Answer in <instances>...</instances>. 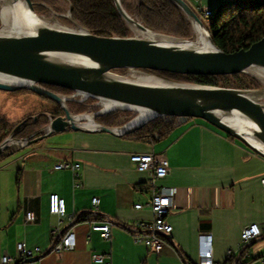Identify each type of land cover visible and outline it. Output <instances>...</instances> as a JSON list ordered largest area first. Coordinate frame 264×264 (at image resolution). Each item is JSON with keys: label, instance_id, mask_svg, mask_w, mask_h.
<instances>
[{"label": "crops", "instance_id": "1", "mask_svg": "<svg viewBox=\"0 0 264 264\" xmlns=\"http://www.w3.org/2000/svg\"><path fill=\"white\" fill-rule=\"evenodd\" d=\"M185 1L214 11L227 0ZM176 123L159 139L67 129L8 152L0 160V261L18 257L21 247H39L41 258L23 264H96L94 254L109 255L111 264H198L211 245L218 263H228L233 250V261L261 264L264 235L250 244L240 235L252 223L264 230V157L203 119ZM147 153L169 162V175L156 186L130 161ZM62 162L79 164L77 174L56 169ZM159 187L176 192L167 217L173 231L155 252L136 243L131 228L153 219L149 207L135 206L149 203ZM52 194L65 199V216L50 211ZM105 220L114 222L109 240L91 228ZM56 228L75 234L74 248L52 251Z\"/></svg>", "mask_w": 264, "mask_h": 264}, {"label": "water", "instance_id": "2", "mask_svg": "<svg viewBox=\"0 0 264 264\" xmlns=\"http://www.w3.org/2000/svg\"><path fill=\"white\" fill-rule=\"evenodd\" d=\"M172 1L187 15L194 28L195 24H199L206 29L213 49H197L188 45L190 39L150 29L126 10L122 0H114L118 13L130 28L138 27L146 36L97 35L77 21V29L55 26L42 20L33 0H24L26 9L35 16L36 22L34 19L32 33L0 34V75L17 80L10 83L0 80V90L15 92L29 89L58 103L65 114H50L49 123L40 134L36 132L18 139L13 133L0 143V155L12 145H18L15 149L18 150L67 129L98 130L122 136L158 118L175 117L181 122L190 118L203 119L264 157V103L255 98L256 94H263L264 90L199 84L163 77H160L163 83L148 84L130 80L116 72L119 69H134L153 75L152 71L184 75H234L248 73V69L252 68L264 70V37L247 49L225 52L215 44L204 21L188 2ZM60 57L68 60H61ZM45 85L116 103L119 110H130L135 114L146 111L151 114V118L133 128H125V125L108 126L96 121L98 116L107 113L100 111L94 114L93 127L84 126L82 123L85 120L78 122L76 118L79 115L72 114L68 108L69 99H64V96ZM233 114L249 123V133L263 145V149L254 146L244 132L224 119ZM40 258L41 255L28 261Z\"/></svg>", "mask_w": 264, "mask_h": 264}, {"label": "trees", "instance_id": "3", "mask_svg": "<svg viewBox=\"0 0 264 264\" xmlns=\"http://www.w3.org/2000/svg\"><path fill=\"white\" fill-rule=\"evenodd\" d=\"M42 1L53 5L55 0ZM71 6L73 19L97 35L103 36H130V28L118 13L114 0H67ZM129 12L135 8L143 23L151 29L173 33L181 37H192V28L182 9L172 0H138L133 2L122 0ZM45 8L36 5L37 12ZM132 10V11H131ZM210 18V28L215 44L225 52H235L249 48L253 43L264 37V0H227L214 11ZM1 18V17H0ZM207 18V19H208ZM2 24V20L0 26ZM118 71H122L119 69ZM160 77L188 81L192 83L226 86V87H251L252 84L242 80V73L234 75H195L175 74L163 71H152ZM246 77V76H244ZM235 82V85H232ZM252 83L255 84L253 81ZM51 90H71L45 85ZM58 114V113H57ZM105 125H112L110 119L101 121ZM176 122L164 121L162 118L151 121L148 125L127 134L135 138L159 139L170 133ZM38 123H29L20 129L21 137L34 132ZM14 129L9 120H0V143ZM228 135V134H227ZM230 136V135H228ZM232 137V136H230ZM6 154L0 155V160Z\"/></svg>", "mask_w": 264, "mask_h": 264}, {"label": "built area", "instance_id": "4", "mask_svg": "<svg viewBox=\"0 0 264 264\" xmlns=\"http://www.w3.org/2000/svg\"><path fill=\"white\" fill-rule=\"evenodd\" d=\"M200 2L201 0H196ZM211 9H204L199 6L195 11L203 19H207L208 13ZM166 121H178L181 122L179 118L170 117L163 118ZM130 161L135 164L138 172L148 173L150 178V184L156 186L158 180L164 179L169 175L170 167L169 162L166 159L158 158L153 153L147 154H135L130 157ZM56 169H71L75 173L79 169V164H70L68 162H62L57 164ZM77 174V173H76ZM264 184V179L262 180ZM176 190L174 188L159 187L154 189L152 193L151 201L145 205L137 204L135 207L138 209L149 207L153 212V219L149 222H141L135 227L131 228L132 237L136 243L144 244L145 246L153 249L155 252H160L165 244V237H168L172 231L173 226L168 221L167 217L174 206V196ZM92 204L94 208H98L100 204V199L94 197L92 199ZM50 211L58 216H65L67 214L66 201L63 197L58 194H52L50 196ZM87 215L75 216V219L81 220L86 218ZM28 220H34L35 214L29 212L27 214ZM114 222L111 220L105 221H93L91 223V228L97 231L101 236L109 240L112 236V226ZM264 235V230L257 223H252L246 226L241 235V241L243 244H250L256 241ZM52 237L54 239V245L52 251L61 252L65 249H72L75 246V234L67 232L62 234L59 228L52 231ZM42 250L39 247L36 248H26L21 247L20 254L18 257L5 254L1 257L0 264H23L27 262L30 258L41 255ZM234 251H228V263L224 264H244L241 262L233 261ZM93 261L96 264H111L110 256L104 254H94ZM260 263L264 264V256L260 258ZM198 264H222L214 260L212 247L206 246L200 253V260Z\"/></svg>", "mask_w": 264, "mask_h": 264}, {"label": "rangeland", "instance_id": "5", "mask_svg": "<svg viewBox=\"0 0 264 264\" xmlns=\"http://www.w3.org/2000/svg\"><path fill=\"white\" fill-rule=\"evenodd\" d=\"M34 2H35V8H36V5H40L45 8L44 10H41L40 12H37V13L49 23L58 24L62 27H67V28L78 27L76 24L77 22L74 21L71 15V6L67 0H55L53 5L46 4L42 1H34ZM127 2H133L134 5H137L138 0H127ZM192 8L195 9L193 6ZM126 10L128 11L127 8ZM214 12L217 13V9H215ZM129 13L133 17H135L136 19H138L139 21L143 23L142 19L139 17V14L135 8L133 9V13L131 12ZM185 16L188 19L186 14ZM1 20L2 19L0 18V23H1ZM202 20L204 21L206 28L210 31V34L212 35V31H211L210 23H209L210 18L208 19L203 18ZM189 22L192 28V37L187 38V39H192L191 41H196L197 36H198L197 32H195L194 25L191 23L190 20ZM128 27L130 28L129 25ZM154 31L178 36L173 33H168V32H163V31H158V30H154ZM135 34H137L136 30L131 27L130 36H134ZM212 38H213V35H212ZM116 72L119 74H123L128 78H134L136 75H139L141 73H146V72H143V70H134V69H130V70L122 69V71L117 70ZM149 73L150 72L146 74H149ZM242 74L246 76V77L242 76V80H245L246 82L252 84L251 87H243V88H253V89L264 90V84L258 78H256L255 76L247 72L242 73ZM154 75H157V74H154ZM253 81L255 82L256 85L252 83ZM232 83H233L232 85H235V82H232ZM237 88H241V87H237ZM54 91L59 93L62 96L71 98L67 101V106L70 109L71 113L74 115H82L85 113L95 114L104 109L103 102L97 99L84 98L83 95L75 94V92L73 91L71 92L61 91V90H54ZM261 101L264 103V98H262ZM139 113L135 114L133 111H130V110H114L112 112H107L103 115L98 116L96 118V121L99 123H102L101 121H104V119H110L112 122V125L110 126H122V125H126L127 123L137 118L140 115ZM50 114H53L54 116H59V115H64L65 112L63 108L55 101L49 98H46L44 96L38 95L37 93L29 89H21L15 92H6V91L0 90V120H9L11 122L12 127L14 126V129L10 131L9 135L4 140L10 137L13 133H14V137L18 139L27 137V136H24V137L19 136L20 135L19 132H20V129H22L25 125L29 123H38V126L34 127L33 129L34 130L33 133L38 132L40 134L41 130L45 128V126L49 123ZM176 121H172V122H176ZM17 147L18 145H12L6 150V152L2 154H6L10 151H14Z\"/></svg>", "mask_w": 264, "mask_h": 264}, {"label": "bare ground", "instance_id": "6", "mask_svg": "<svg viewBox=\"0 0 264 264\" xmlns=\"http://www.w3.org/2000/svg\"><path fill=\"white\" fill-rule=\"evenodd\" d=\"M213 12L212 10L209 11L208 17L212 16ZM0 17L2 19V26L0 27V34L2 35H22V34H28L33 32V23L34 19L36 22V18L31 13L29 14V11L25 7L24 0H0ZM207 17V18H208ZM42 18V17H41ZM44 22H48L45 19L42 18ZM49 23V22H48ZM52 24V23H50ZM55 26H60L58 24H53ZM132 27V26H131ZM71 28V29H77ZM136 30V35H143L146 36L145 32L139 29L138 27H132ZM195 32H197V40L191 41L190 39L187 43L191 47L204 49V50H211L214 48L212 45V42L210 41L209 36L207 35L206 29H203L200 27L199 24H195ZM61 60H68L66 57H60ZM248 73L258 78L263 84H264V70L259 68H252L248 69ZM126 77V76H125ZM128 78V77H126ZM130 80L141 82V83H148V84H160L163 83L164 80L156 75L153 74H146L141 73L139 75H136L134 78H128ZM0 80L6 81V82H17L14 78L11 77H5L3 75H0ZM84 98H88L83 95ZM255 98L258 100H262L264 98V93L262 94H256ZM64 99H71L70 97H65ZM104 109L101 112H112L114 110H119L118 105L116 103H112L110 101H102ZM140 115L135 118L133 121L127 123L124 127L125 128H133L135 126H138L147 120L151 118V114L146 111H140ZM78 122L81 120H85L82 125L93 127L95 125L94 121V114H82L79 115L77 118ZM224 119L232 124L234 127H236L239 131L244 132L247 140L251 142L254 146H256L259 149H263V145L258 142V140L249 133V123L241 116L237 114L225 116ZM81 123V122H80ZM248 251V250H247ZM239 252V251H238ZM247 257V256H246ZM251 257V256H249Z\"/></svg>", "mask_w": 264, "mask_h": 264}]
</instances>
